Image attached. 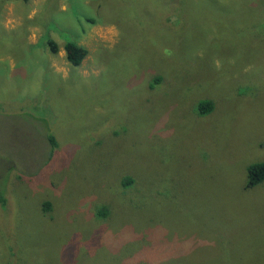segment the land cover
Instances as JSON below:
<instances>
[{
	"label": "rangeland",
	"instance_id": "obj_1",
	"mask_svg": "<svg viewBox=\"0 0 264 264\" xmlns=\"http://www.w3.org/2000/svg\"><path fill=\"white\" fill-rule=\"evenodd\" d=\"M3 1L0 264H264V0Z\"/></svg>",
	"mask_w": 264,
	"mask_h": 264
},
{
	"label": "trees",
	"instance_id": "obj_2",
	"mask_svg": "<svg viewBox=\"0 0 264 264\" xmlns=\"http://www.w3.org/2000/svg\"><path fill=\"white\" fill-rule=\"evenodd\" d=\"M8 0H4L3 3L7 2ZM47 46H49L50 51L53 54L58 53L59 46L57 42H55L53 39H47L46 41ZM65 51H66V57L68 62L74 66L77 67L81 65L83 60L88 55V50L79 44L77 42L68 40L65 44ZM162 83V79L156 78L153 83H151L152 90L155 89L158 85ZM216 109V103L211 99H204L201 100L198 103V113L202 116H209L211 113H213ZM50 143L52 145V153L55 152L56 147L58 145L55 137L53 135L49 136ZM247 181L245 184L246 190H251L257 187L260 184H264V161L262 162H256L252 163L247 168ZM136 178L132 176H125L122 180V185L125 187H130L136 183ZM3 191L0 193V205L4 208L8 206V201L5 198V192L3 187L1 188ZM43 211L45 213L49 212L51 210V203L49 201L43 202ZM8 208V207H7Z\"/></svg>",
	"mask_w": 264,
	"mask_h": 264
}]
</instances>
